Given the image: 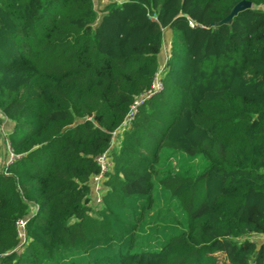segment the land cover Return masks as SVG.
Segmentation results:
<instances>
[{
    "label": "trees",
    "instance_id": "obj_1",
    "mask_svg": "<svg viewBox=\"0 0 264 264\" xmlns=\"http://www.w3.org/2000/svg\"><path fill=\"white\" fill-rule=\"evenodd\" d=\"M3 124L0 264H264V0H0Z\"/></svg>",
    "mask_w": 264,
    "mask_h": 264
},
{
    "label": "built area",
    "instance_id": "obj_2",
    "mask_svg": "<svg viewBox=\"0 0 264 264\" xmlns=\"http://www.w3.org/2000/svg\"><path fill=\"white\" fill-rule=\"evenodd\" d=\"M190 26L193 27L194 24L192 22H190ZM162 70H163V68L154 76L153 83L151 85L150 90L148 92H146L145 94L141 95L140 97H138L133 102V104L131 105L130 110H129L128 114L126 115L124 121L122 122V124L120 126V130L118 131L117 134L122 133L123 131H125L126 129H129L131 127V125L133 124V122L136 119V116L139 112L140 107L144 104V102L146 100L150 99L156 93L163 91L164 83L162 81ZM4 125L5 124L0 125V134L4 137L5 146H6V149L8 152V161L7 162H8V164H10V163H12V161L14 159H16L18 157H16L13 154V152L10 148ZM98 163L100 164L101 171H100L99 175L95 176L92 179V185H93V189L95 192L97 204L102 202V198L104 195L102 182L105 179V175L110 168L111 161H110V158H108L106 155H103V156L98 158ZM17 226H18V229L20 230V236L23 237L24 236L23 230L25 228V222L24 221H18Z\"/></svg>",
    "mask_w": 264,
    "mask_h": 264
},
{
    "label": "rangeland",
    "instance_id": "obj_3",
    "mask_svg": "<svg viewBox=\"0 0 264 264\" xmlns=\"http://www.w3.org/2000/svg\"><path fill=\"white\" fill-rule=\"evenodd\" d=\"M123 0H95V5H96V10L99 14V18L101 19V15L105 9V7L111 3V2H122ZM168 32L170 34H172V31L171 30H166L165 31V40H164V49H163V57L165 59V63L162 65V68L163 66H165L166 64V60L168 58V55H169V47H170V43H171V39H169V36L167 35ZM170 40V41H169ZM169 43V44H168ZM161 68V69H162ZM162 73H163V70H162ZM4 122H6V127H9V122H7V120H5ZM10 130H11V125H10ZM8 128V129H9ZM113 143H116L115 140L113 141ZM172 166L174 168V170H180L182 166L185 167V169L188 170V172L190 173H199L201 172L203 169L206 168V163L200 159V158H197V159H193L192 156H189V155H180V156H177V157H173L172 160Z\"/></svg>",
    "mask_w": 264,
    "mask_h": 264
},
{
    "label": "water",
    "instance_id": "obj_4",
    "mask_svg": "<svg viewBox=\"0 0 264 264\" xmlns=\"http://www.w3.org/2000/svg\"><path fill=\"white\" fill-rule=\"evenodd\" d=\"M252 8V4L248 1H242L238 3L234 8L231 10L230 14L223 19L222 21L216 23V26H222V25H230L233 21V19L241 12Z\"/></svg>",
    "mask_w": 264,
    "mask_h": 264
},
{
    "label": "crops",
    "instance_id": "obj_5",
    "mask_svg": "<svg viewBox=\"0 0 264 264\" xmlns=\"http://www.w3.org/2000/svg\"><path fill=\"white\" fill-rule=\"evenodd\" d=\"M167 35L169 36V39L172 38V34H170L169 32H168ZM165 36H166V34L164 33V40H165ZM169 41H170V40H169ZM168 44H169V43H168ZM164 45H165V43H164ZM165 59H166V57H165V58L163 57V52H162V54H161V56H160V59H159L161 65H163V64L165 63ZM258 240H259V242L264 243V236H262V237H258Z\"/></svg>",
    "mask_w": 264,
    "mask_h": 264
}]
</instances>
